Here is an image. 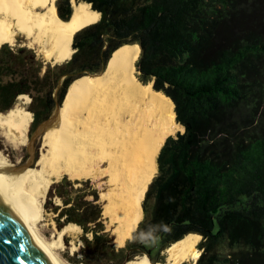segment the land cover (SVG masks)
Returning a JSON list of instances; mask_svg holds the SVG:
<instances>
[{
    "label": "trees",
    "instance_id": "trees-1",
    "mask_svg": "<svg viewBox=\"0 0 264 264\" xmlns=\"http://www.w3.org/2000/svg\"><path fill=\"white\" fill-rule=\"evenodd\" d=\"M86 1L101 18L76 33L71 59L49 63L43 75L31 51L0 48V111L31 94L34 127L56 105L55 91L61 103L72 81L102 71L121 45L139 43L141 80L173 99L185 131L164 143L145 217L123 247L104 231L96 190L87 199L67 178L53 184L66 223L94 235L84 236L83 261L122 264L146 253L156 262L196 232V264H264V0ZM57 5L70 18V0Z\"/></svg>",
    "mask_w": 264,
    "mask_h": 264
},
{
    "label": "bare ground",
    "instance_id": "bare-ground-1",
    "mask_svg": "<svg viewBox=\"0 0 264 264\" xmlns=\"http://www.w3.org/2000/svg\"><path fill=\"white\" fill-rule=\"evenodd\" d=\"M57 1L0 0V48L23 37L53 64L71 59L74 36L97 22L101 13L86 0H72V14L65 19ZM140 54L139 43L123 44L102 71L72 81L56 114L44 124L36 166L28 167L31 162L15 166L0 150V185L10 190L28 226L63 264H72L59 255L66 248L65 237H73L72 252L79 250L76 239L82 227L69 222L51 241L41 236L37 223L44 219L52 185L65 175L99 181L102 213L116 234L115 242L124 244L143 219L146 193L157 175L164 143L185 130L177 121L173 99L156 90L153 82L140 79L136 68ZM18 98L15 106L0 111V131L14 144H27L34 113L21 104L31 100L27 94ZM201 238L191 232L171 242L165 261L140 255L124 264H195Z\"/></svg>",
    "mask_w": 264,
    "mask_h": 264
},
{
    "label": "rangeland",
    "instance_id": "rangeland-1",
    "mask_svg": "<svg viewBox=\"0 0 264 264\" xmlns=\"http://www.w3.org/2000/svg\"><path fill=\"white\" fill-rule=\"evenodd\" d=\"M70 3L72 5V0H70ZM57 7H58V5H57ZM91 7H92V3H91ZM4 45H7V46L10 45L9 47H11L14 51H18L21 48H24V49L31 51L35 55L36 60L40 59L43 61V67L41 69V75H43V73L45 72L47 65L49 63H51L52 65H55L50 60H47L46 58H44L43 54L38 51V47L30 46L28 41H26L23 37H17V41L15 42V44L6 43ZM91 74H94V73H91ZM138 75L140 77V71L139 70H138ZM62 81H63V79L61 80L60 86L62 84ZM149 82H153V81L151 80V81H147L144 83H149ZM27 95L30 97L31 100L27 104H25L23 102H21V104L25 105L27 108H29L34 113L33 109H36L37 105H36V103L33 102V96L31 94H28V93H27ZM54 97L56 98V105L51 110L49 117L43 119L39 124L35 125L34 127L32 125L33 124V122H32L30 129H29V133H28L29 143H27V144H22V143L14 144V143L10 142L9 140H7V138L0 131L1 132L0 133V150L8 156L10 162L12 164H14L15 166H17V165L20 166L23 164H27L29 162H31V163L28 165V167L36 166L37 159L40 156V153L42 150V145H43V135L42 134H44V131L38 133L35 136V139H34V156H35V158H34V160L31 159V153L29 150V145L32 141V136L36 134L39 126L43 123V121H47L48 119L52 118L56 114L58 107L61 105L62 102L61 103L59 102L58 90L55 91ZM19 101H20V98L17 99L15 105ZM35 116L36 115L34 113V119H35ZM184 131L185 130L179 131V132H184ZM177 133L174 134L173 136H176ZM66 178L69 179V181L72 183V185H74L75 188L80 189V192L84 193L86 195L87 199H92L93 195L90 193L92 191L96 190L98 195H99L98 201H99V203L103 209L104 202L101 199L102 187H101L99 181H96V180L91 179V178H86V179H82V180L81 179L80 180L79 179H72L68 175H65L61 180H59L55 183L61 182ZM51 188H50L48 195H47V198L45 200V216H44V219H42L41 221H39L37 223V227H38V230L41 232L40 233L41 236L44 239H46L47 241H51V239L54 238L55 234H57L61 228L66 226L65 224H68V223H66L65 217H63L61 215V209L63 208L64 203H63L62 199L59 196H57L56 194H54L53 192H52V195L50 194ZM74 195H75V193H74ZM55 206H58L59 208H55ZM144 217H145V211H144L143 219H144ZM102 221H103V224L105 227L104 231L107 233V237H108V239H110L111 245L117 249L125 246L129 240L134 238L135 233L138 230L140 223H141V222L139 223L137 230H134L132 235L130 237H128V239L125 240L126 242H124V244H118L115 242L116 234L114 233L113 228H111V226H109L108 219L106 217H104L103 213H102ZM84 236L88 237L89 239H94V235L92 232L85 233L84 229L82 228V230L79 231V234H78L77 239H76V243L79 245V250L74 251V252H72V246H71L73 237L71 235L66 236L64 239L66 248L63 251H59L60 257L69 261L72 264H86L83 261V258L85 256L84 251H83V247L85 245ZM201 239L198 241V244L201 241ZM198 244H197V248L200 249ZM166 248H165V250L162 251L159 261H165L166 260V258H167ZM199 251H200V255H201L202 249H200ZM141 255H148V254L145 253V254H141ZM200 255H199V257H200ZM137 256H140V255H137ZM137 256H135L134 258H136ZM197 260L195 261V264H196ZM125 262L126 261H124L122 264H124ZM101 264H106V263L102 262ZM184 264H187V263L185 262Z\"/></svg>",
    "mask_w": 264,
    "mask_h": 264
},
{
    "label": "water",
    "instance_id": "water-1",
    "mask_svg": "<svg viewBox=\"0 0 264 264\" xmlns=\"http://www.w3.org/2000/svg\"><path fill=\"white\" fill-rule=\"evenodd\" d=\"M39 126L29 145L34 160L35 136L44 131ZM128 261V260H127ZM0 264H63L49 250L40 235L32 230L22 215L10 190L0 185Z\"/></svg>",
    "mask_w": 264,
    "mask_h": 264
},
{
    "label": "flooded vegetation",
    "instance_id": "flooded-vegetation-1",
    "mask_svg": "<svg viewBox=\"0 0 264 264\" xmlns=\"http://www.w3.org/2000/svg\"><path fill=\"white\" fill-rule=\"evenodd\" d=\"M35 115H36V111H34Z\"/></svg>",
    "mask_w": 264,
    "mask_h": 264
}]
</instances>
